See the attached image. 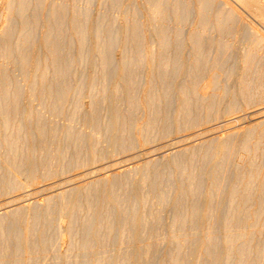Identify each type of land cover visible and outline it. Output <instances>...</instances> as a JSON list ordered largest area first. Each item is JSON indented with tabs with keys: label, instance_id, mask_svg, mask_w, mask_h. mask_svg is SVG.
<instances>
[{
	"label": "rangeland",
	"instance_id": "374dc122",
	"mask_svg": "<svg viewBox=\"0 0 264 264\" xmlns=\"http://www.w3.org/2000/svg\"><path fill=\"white\" fill-rule=\"evenodd\" d=\"M249 2L0 0V264H264Z\"/></svg>",
	"mask_w": 264,
	"mask_h": 264
},
{
	"label": "bare ground",
	"instance_id": "6f19581e",
	"mask_svg": "<svg viewBox=\"0 0 264 264\" xmlns=\"http://www.w3.org/2000/svg\"><path fill=\"white\" fill-rule=\"evenodd\" d=\"M241 2H244L246 5L250 4L249 0H240ZM251 2H253V0H251ZM257 2V1H256ZM260 2L262 3V7H263V11H264V0H260ZM252 4V3H251ZM260 39H264V37L262 38L261 36H259ZM258 38V39H259ZM262 41V40H261ZM263 116V115H262ZM231 124V123H230Z\"/></svg>",
	"mask_w": 264,
	"mask_h": 264
}]
</instances>
